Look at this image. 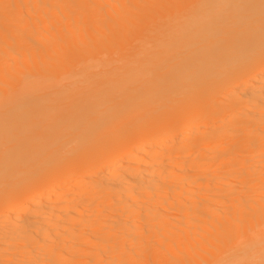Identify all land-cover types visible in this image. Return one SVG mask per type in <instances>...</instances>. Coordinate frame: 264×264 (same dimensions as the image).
Returning <instances> with one entry per match:
<instances>
[{"label":"bare ground","instance_id":"obj_1","mask_svg":"<svg viewBox=\"0 0 264 264\" xmlns=\"http://www.w3.org/2000/svg\"><path fill=\"white\" fill-rule=\"evenodd\" d=\"M0 264H264V0H0Z\"/></svg>","mask_w":264,"mask_h":264}]
</instances>
